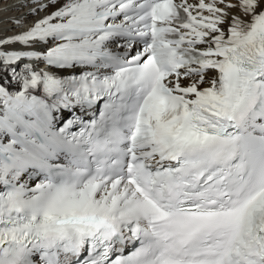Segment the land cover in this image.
Here are the masks:
<instances>
[{"label":"snow or ice","instance_id":"snow-or-ice-1","mask_svg":"<svg viewBox=\"0 0 264 264\" xmlns=\"http://www.w3.org/2000/svg\"><path fill=\"white\" fill-rule=\"evenodd\" d=\"M13 7L0 264H264V0Z\"/></svg>","mask_w":264,"mask_h":264},{"label":"bare ground","instance_id":"bare-ground-1","mask_svg":"<svg viewBox=\"0 0 264 264\" xmlns=\"http://www.w3.org/2000/svg\"><path fill=\"white\" fill-rule=\"evenodd\" d=\"M13 5L1 11L0 18H3V14L12 12ZM24 14V13H23ZM23 14L19 15L18 17L22 16ZM8 24V23H7ZM4 34L3 30L0 29V35Z\"/></svg>","mask_w":264,"mask_h":264},{"label":"rangeland","instance_id":"rangeland-1","mask_svg":"<svg viewBox=\"0 0 264 264\" xmlns=\"http://www.w3.org/2000/svg\"><path fill=\"white\" fill-rule=\"evenodd\" d=\"M26 10H27V8L20 9V12H19V10H16V11H14L13 14H16V13L22 14V13L25 12ZM19 14H17V16H18ZM6 18H7V15H6ZM6 18H5V19L3 20V22H2L5 26H7V22H9V20L7 21ZM8 24H10V23H8ZM12 26H13V25H8V28H12ZM9 32H11V31H9Z\"/></svg>","mask_w":264,"mask_h":264}]
</instances>
